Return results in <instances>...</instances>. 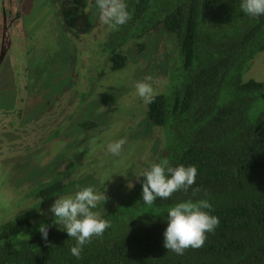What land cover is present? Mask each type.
I'll return each instance as SVG.
<instances>
[{"label":"trees","instance_id":"16d2710c","mask_svg":"<svg viewBox=\"0 0 264 264\" xmlns=\"http://www.w3.org/2000/svg\"><path fill=\"white\" fill-rule=\"evenodd\" d=\"M241 0H128L131 19L104 45L111 69L125 67L123 42L163 30L177 41L179 64L168 89L147 104L146 118L165 135L152 162L195 166L194 185L153 205L142 201L139 176L100 218L110 227L72 256L74 238L55 224L29 217L0 224V264H264V81H244L264 53V16L249 17ZM71 165L31 191L43 206L73 192ZM143 170V171H144ZM142 174V173H141ZM200 191L194 193L193 189ZM205 199L219 218L199 249L183 255L163 247L168 210ZM98 208V206L96 207ZM93 209V210H96ZM207 211V210H206ZM48 227L47 247L38 228Z\"/></svg>","mask_w":264,"mask_h":264},{"label":"rangeland","instance_id":"374dc122","mask_svg":"<svg viewBox=\"0 0 264 264\" xmlns=\"http://www.w3.org/2000/svg\"><path fill=\"white\" fill-rule=\"evenodd\" d=\"M77 1L20 2L31 31L17 47L30 52L28 59L16 57V66L7 61L0 72V224L53 217L48 209L55 199L40 206L30 192L69 165L77 186L105 191L107 201L92 209L100 215L165 144L162 129L148 122L135 84L151 75L156 95L168 89L179 64L176 39L163 30L128 39L119 49L125 67L114 72L104 45L115 27L100 22L95 0L91 8ZM243 79L264 81V53ZM121 139L126 143L120 155L108 153V143Z\"/></svg>","mask_w":264,"mask_h":264},{"label":"clouds","instance_id":"9594fccd","mask_svg":"<svg viewBox=\"0 0 264 264\" xmlns=\"http://www.w3.org/2000/svg\"><path fill=\"white\" fill-rule=\"evenodd\" d=\"M95 5L99 13L98 18L104 25L122 26L131 19L125 0H95ZM240 9L249 17L259 18L264 16V0H241ZM152 80L151 75H146L143 81L135 84V94L145 104L153 103L155 100L156 93L151 84ZM125 143L124 139L110 142L107 145V152L119 156ZM141 176L144 177L142 201L147 205H153L158 198L169 199L175 192L181 190L187 192L195 183L197 169L195 166L184 165L173 167L165 159L153 163ZM77 188L73 194L56 198L48 211L54 215L55 224L62 226L69 238L75 239L76 244L71 247L70 253L79 259L83 247L90 243L93 237L102 236L110 227V222L100 218L99 214L92 210L98 203L107 201L105 191L98 192L92 186ZM199 191V188L193 189L194 193ZM211 210L212 205L205 199L195 202L188 200L171 207L167 212L163 247L177 255H183L189 248L203 247L207 240L206 234L214 233L219 225V218L210 215ZM48 227L41 224L38 231L46 246L54 247L47 240Z\"/></svg>","mask_w":264,"mask_h":264},{"label":"flooded vegetation","instance_id":"af4514ba","mask_svg":"<svg viewBox=\"0 0 264 264\" xmlns=\"http://www.w3.org/2000/svg\"><path fill=\"white\" fill-rule=\"evenodd\" d=\"M21 1L22 0H17V2L13 0H0V54L4 52L3 58L0 63V72L5 63L9 60H11V62L13 63L12 65L16 66V63L18 62L20 57H23L22 59H28L27 56L30 52V49L26 50L27 52L25 53L22 52L23 50L17 47L19 38L22 37V34H24L25 32L28 34L29 31H31V26L28 22V19L30 17H28V14H26L24 10H22L20 3ZM76 3L80 4L83 2H80V0H78ZM86 3L87 7L89 6V8H91L93 0H85L84 4ZM16 57L19 59H17ZM22 59L20 60L22 61ZM13 113H11V115H13ZM2 118L3 114L2 109L0 108V120Z\"/></svg>","mask_w":264,"mask_h":264},{"label":"water","instance_id":"95a60500","mask_svg":"<svg viewBox=\"0 0 264 264\" xmlns=\"http://www.w3.org/2000/svg\"><path fill=\"white\" fill-rule=\"evenodd\" d=\"M3 55H4V52H2V53L0 54V63H1V60H2V58H3Z\"/></svg>","mask_w":264,"mask_h":264}]
</instances>
